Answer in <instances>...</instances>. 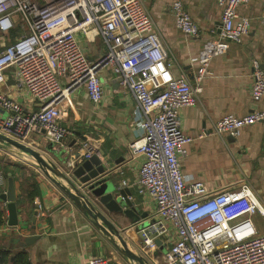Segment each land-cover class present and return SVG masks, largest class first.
Segmentation results:
<instances>
[{
    "label": "built area",
    "instance_id": "obj_1",
    "mask_svg": "<svg viewBox=\"0 0 264 264\" xmlns=\"http://www.w3.org/2000/svg\"><path fill=\"white\" fill-rule=\"evenodd\" d=\"M249 1L216 0L219 32L204 41L191 81L183 71L172 73L173 59L145 0H0V87H5L10 71L14 85L37 106L27 111L0 88L4 113L0 135L26 145L32 135L42 134L52 147H60L69 134L60 124L62 103L83 89L98 105L105 74L133 98L137 108L140 137L128 143L127 158L142 157L134 184L137 193L151 198L155 206L152 219L137 229L143 246L157 250L159 239L165 247L161 264H264V233L253 222L255 215L264 220V205L252 186L244 182L209 195L200 181L186 180L180 161L183 146L193 138L182 131L178 113L199 101L212 57L226 53L248 34L249 20L237 9ZM170 9L177 29L191 38L200 36L182 0H174ZM14 30L18 33L11 36ZM97 38L101 48L91 57L94 49L86 45L96 44ZM251 79L256 103L264 96V67L256 59L251 62ZM259 123H264V110L240 117L225 114L212 123L210 133L235 138L242 128ZM93 154L100 156L84 143L78 158L66 161L64 176L76 182L75 167ZM128 186L122 181L116 190ZM85 264L110 262L99 255Z\"/></svg>",
    "mask_w": 264,
    "mask_h": 264
},
{
    "label": "crops",
    "instance_id": "obj_2",
    "mask_svg": "<svg viewBox=\"0 0 264 264\" xmlns=\"http://www.w3.org/2000/svg\"><path fill=\"white\" fill-rule=\"evenodd\" d=\"M173 1L145 0V3L163 47L173 59L172 73L178 75L183 71L193 81L204 41L219 32L220 9L216 0H182L201 31L198 38H191L175 26L170 9ZM237 10L249 20L248 34L239 44H231L226 53L212 57L209 74L200 84L199 101L178 113L182 131L193 138L183 146L181 169L188 182L200 181L209 195L236 189L247 182L264 205V123L242 128L235 138L220 139L210 133L212 123L225 114L240 117L255 109L264 110V96L256 103L251 97V62L256 59L264 67V0H250ZM17 33L14 30L10 34ZM79 39L84 40L82 35ZM86 47L93 48L90 56L96 57L101 44L89 43ZM103 81L105 89L98 105L90 102L83 89L70 93L62 103L60 124L69 134L60 147H52L42 134L32 135L26 145L12 144L0 135V172L4 179L0 193L6 192L8 173L15 184L16 226L7 224L6 207L0 200L3 211L0 249L8 250L11 257L22 252L28 264H85L87 259L99 255L110 264H161L160 248L146 249L137 233L144 222L152 219L155 206L151 198L137 193L134 184L142 157L127 158L128 143L140 137L136 104L105 74ZM0 88H6L10 97L27 111L37 108L30 96L14 85L10 71L5 87ZM3 116L0 111V117ZM84 143L100 153L98 158L105 167L96 178L84 184L78 182L81 193L92 205L95 206V198L88 189L91 183L102 179L115 187L122 181L129 185L124 188L130 191L129 199L140 219L132 223L123 213L106 212L116 234L101 233L79 209L78 201L71 200L46 177L25 149L45 155L63 171L69 157L80 155ZM253 222L259 233H264L263 217L255 215ZM32 235L38 238L29 245H21L24 238Z\"/></svg>",
    "mask_w": 264,
    "mask_h": 264
},
{
    "label": "water",
    "instance_id": "obj_3",
    "mask_svg": "<svg viewBox=\"0 0 264 264\" xmlns=\"http://www.w3.org/2000/svg\"><path fill=\"white\" fill-rule=\"evenodd\" d=\"M2 137V136H1ZM8 142L12 144H19L13 142L5 137ZM33 157L34 165L52 182H54L71 200H77L79 203V209L88 215L92 219L93 225H95L101 233L106 236L108 234H116V229L110 223L106 217V212H119L123 213L132 223L137 222L140 217L137 215V211L130 201V191L127 188H121L116 190V187L110 183L102 181H96L88 186L90 195L95 198V206L85 197L84 193L79 189V183H86L90 179L96 178L100 173L104 172V164L93 154L80 165H77L72 172V176L76 182L71 181L64 176L62 171L57 168L47 157L43 154L25 148ZM78 158V155L76 156ZM15 184L10 173L7 178L6 192L0 193V200H2L6 207L7 212V224L9 226H16L18 223L17 207L15 203ZM143 216V215H142ZM145 223H143L144 225ZM38 236L32 235L24 238L21 245H29ZM156 244L159 246L162 252H165V248L161 245L159 239L156 240ZM140 261H142L141 257ZM138 258V259H139Z\"/></svg>",
    "mask_w": 264,
    "mask_h": 264
},
{
    "label": "trees",
    "instance_id": "obj_4",
    "mask_svg": "<svg viewBox=\"0 0 264 264\" xmlns=\"http://www.w3.org/2000/svg\"><path fill=\"white\" fill-rule=\"evenodd\" d=\"M3 211L0 209V224L3 222ZM0 264H28L25 255L20 252L13 257L9 255L6 249H0Z\"/></svg>",
    "mask_w": 264,
    "mask_h": 264
},
{
    "label": "rangeland",
    "instance_id": "obj_5",
    "mask_svg": "<svg viewBox=\"0 0 264 264\" xmlns=\"http://www.w3.org/2000/svg\"><path fill=\"white\" fill-rule=\"evenodd\" d=\"M99 42H100V39L97 38V39H96V45H99V44H100Z\"/></svg>",
    "mask_w": 264,
    "mask_h": 264
}]
</instances>
